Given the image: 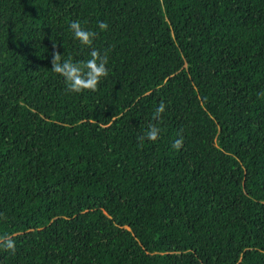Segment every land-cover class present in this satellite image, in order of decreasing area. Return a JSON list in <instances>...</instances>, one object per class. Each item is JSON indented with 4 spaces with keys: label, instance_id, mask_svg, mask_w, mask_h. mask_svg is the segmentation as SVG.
I'll return each instance as SVG.
<instances>
[{
    "label": "trees",
    "instance_id": "trees-1",
    "mask_svg": "<svg viewBox=\"0 0 264 264\" xmlns=\"http://www.w3.org/2000/svg\"><path fill=\"white\" fill-rule=\"evenodd\" d=\"M91 48L73 92L53 53ZM0 236V264H264V0H0Z\"/></svg>",
    "mask_w": 264,
    "mask_h": 264
},
{
    "label": "clouds",
    "instance_id": "clouds-1",
    "mask_svg": "<svg viewBox=\"0 0 264 264\" xmlns=\"http://www.w3.org/2000/svg\"><path fill=\"white\" fill-rule=\"evenodd\" d=\"M100 29H106L107 25L104 21H97ZM68 29L72 39L79 45L88 46L91 44L95 32L92 29L82 25L79 19H72L68 22ZM107 57L96 48H91L88 58L84 60H76L71 56L63 57L61 53L54 52L51 59L50 70L58 74L64 81L67 89L73 92H81L83 90H95L104 77L108 74L106 67ZM165 111V103L159 102L153 112V118L158 119L160 114ZM161 133V128L157 123H148L143 130L140 139L156 140ZM182 143V137H178L172 141V147L178 148ZM0 248L15 250V241L10 237L0 236Z\"/></svg>",
    "mask_w": 264,
    "mask_h": 264
}]
</instances>
